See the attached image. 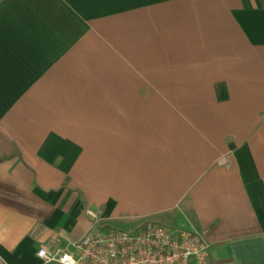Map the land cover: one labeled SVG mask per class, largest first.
I'll return each mask as SVG.
<instances>
[{
  "label": "crops",
  "instance_id": "obj_1",
  "mask_svg": "<svg viewBox=\"0 0 264 264\" xmlns=\"http://www.w3.org/2000/svg\"><path fill=\"white\" fill-rule=\"evenodd\" d=\"M87 207L264 264V0H0V264Z\"/></svg>",
  "mask_w": 264,
  "mask_h": 264
},
{
  "label": "built area",
  "instance_id": "obj_2",
  "mask_svg": "<svg viewBox=\"0 0 264 264\" xmlns=\"http://www.w3.org/2000/svg\"><path fill=\"white\" fill-rule=\"evenodd\" d=\"M89 229L72 247L42 244L37 264H200L208 261L209 243L194 228L169 227L149 220L132 230L105 227L101 209L87 207Z\"/></svg>",
  "mask_w": 264,
  "mask_h": 264
},
{
  "label": "rangeland",
  "instance_id": "obj_3",
  "mask_svg": "<svg viewBox=\"0 0 264 264\" xmlns=\"http://www.w3.org/2000/svg\"><path fill=\"white\" fill-rule=\"evenodd\" d=\"M135 228V227H134ZM133 227H125L124 229L132 230L134 229Z\"/></svg>",
  "mask_w": 264,
  "mask_h": 264
}]
</instances>
